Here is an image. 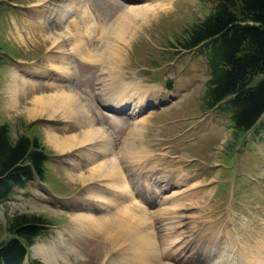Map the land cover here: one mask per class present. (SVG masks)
Segmentation results:
<instances>
[{
  "label": "rangeland",
  "instance_id": "obj_1",
  "mask_svg": "<svg viewBox=\"0 0 264 264\" xmlns=\"http://www.w3.org/2000/svg\"><path fill=\"white\" fill-rule=\"evenodd\" d=\"M209 9L206 0H0V124L50 153L40 181L0 202V241L16 213L48 221L23 264H264V133L237 137L226 112L203 107L206 58L178 44ZM122 20L125 43L114 39ZM62 96L76 103L38 105ZM101 131L113 152L97 155ZM107 157L123 159L128 177L144 163L173 184L151 172L162 201L134 186L132 203L108 178ZM137 223L147 260L131 236Z\"/></svg>",
  "mask_w": 264,
  "mask_h": 264
},
{
  "label": "trees",
  "instance_id": "obj_2",
  "mask_svg": "<svg viewBox=\"0 0 264 264\" xmlns=\"http://www.w3.org/2000/svg\"><path fill=\"white\" fill-rule=\"evenodd\" d=\"M206 1L209 11L178 40L180 49H196L206 58L203 107L226 112L237 137L254 129L264 133V0ZM48 157L36 137L11 139L0 124V202L14 189L41 180ZM47 225L35 214L10 216L9 237L0 241V264H23L28 247Z\"/></svg>",
  "mask_w": 264,
  "mask_h": 264
},
{
  "label": "bare ground",
  "instance_id": "obj_3",
  "mask_svg": "<svg viewBox=\"0 0 264 264\" xmlns=\"http://www.w3.org/2000/svg\"><path fill=\"white\" fill-rule=\"evenodd\" d=\"M131 6H135V5H131ZM136 10H138V9H135L134 11H136ZM38 14H40L39 12H38ZM122 17V16H121ZM123 19V18H122ZM125 19V18H124ZM119 20V19H118ZM115 23V22H114ZM112 24V23H111ZM115 24H117V23H115ZM113 26V25H112ZM118 26V25H117ZM127 24L125 23V21H123L122 20V23L119 25V27L115 30V34H114V39L118 42V41H123V43H125L124 41L126 40L125 38H124V35H125V33H126V30H127ZM109 55V54H108ZM103 56V55H102ZM89 57V56H88ZM101 58V57H100ZM111 58V57H110ZM92 59L94 60L95 58H94V56H92ZM91 59V60H92ZM96 60V59H95ZM94 62V61H93ZM123 63V62H122ZM121 63V64H122ZM61 76H64V75H66L65 73H59ZM111 74V73H110ZM64 96H62V97H59V99H57V100H55V101H51V100H49V101H47V102H45V103H47L46 105L45 104H43V102H39L38 103V105H42V106H49L50 108H56V106L60 109V110H66V108H72L73 107V104L74 103H76V101H75V97H71V98H63ZM76 106V105H75ZM112 107L113 108H120L121 106H120V103H113L112 104ZM77 108H78V106H77ZM83 110V109H82ZM66 112H68V111H66ZM143 124V123H142ZM141 124V125H142ZM88 135V134H87ZM96 135V134H95ZM99 139L96 141V143H95V145H97V149H98V151H96V154L97 155H104L106 152H113V149H112V140L111 139H108V138H102V131L101 132H99ZM105 137H108V136H106V135H104ZM90 137V136H89ZM75 138V137H74ZM51 139V138H50ZM52 140V139H51ZM80 140H83V139H80ZM80 140H78V143H80V144H78L77 146H81V141ZM103 141H105L104 142V144H103ZM77 146H73V147H70V148H68L69 150H71V149H73V148H75V147H77ZM141 153V152H140ZM140 153H139V155H137V153H132L131 155H130V159H134V158H137V157H141L142 155H140ZM112 155H113V153H111ZM121 154V153H120ZM128 154V153H127ZM90 158L89 159H91V158H94V156L90 153ZM111 156V155H110ZM128 156H129V154H128ZM128 156H125L126 157V159L128 158ZM114 157H116V156H114ZM108 158V162L107 161H105V162H107V165H106V173L108 174V178H110L111 180H112V178H113V183H115V184H118V183H120V182H123L124 183V185H125V187H126V191L128 192L127 193V197L128 198H131V200H132V203H136L135 201H133V188L132 187H134V186H136L137 188H139V187H142L144 190H146V192L147 191H149V190H151V193H153L154 194V196H156L157 197V201L159 200V199H161L162 198V195L161 194H159V192H158V187H155L158 183H157V181H158V178H155L154 176H156L157 174H158V176L159 175H161V174H163V175H169V178H167L166 180H164L163 181V187H165L167 184H168V187L171 185V184H173V180H171V173H168V174H165L163 171L162 172H158L156 169H154V171L152 170V171H150L149 169H152V167L151 168H149V169H145L144 167H145V164L143 163V161H144V158L141 160V161H139V163L140 164H142L141 165V167L139 166L138 167V165H137V167H138V169H137V171H141V173L142 174H140V172H132V173H129V175H130V177H128V175L127 174H125L124 173V171H123V173L120 171V167H122L120 164H121V160H123V159H120V158H115L116 159V161H117V163H114L112 160H110L109 159V157H107ZM124 158V157H123ZM96 159V158H95ZM125 159V158H124ZM88 160V159H87ZM99 160V159H98ZM98 160H96V161H98ZM104 160H102L101 159V161H99V162H103ZM134 163V162H133ZM102 165V163H98L97 165ZM135 165V164H134ZM128 167V166H127ZM130 169V168H129ZM149 171H150V173H149ZM151 172H153V175L154 176H152V174H151ZM118 187L120 188V184L118 185ZM139 190V189H138ZM121 191H123V189H121ZM128 198H126L127 200H129ZM124 199V198H123ZM123 199H121V200H123ZM159 201H162V199L161 200H159ZM90 204H93V203H90ZM135 205V207H142V206H140V205H137V204H134ZM137 205V206H136ZM142 208H144V207H142ZM88 209H91V210H97V211H99V210H102L103 208H100L99 206H97V207H92V206H89L88 207ZM97 211H94V212H97ZM101 212V211H100ZM103 212V211H102ZM130 214V213H129ZM90 215H92V216H95V217H98V216H102V215H93V214H90ZM128 217V216H127ZM123 218V217H122ZM132 218H135V222L138 220V219H141L142 217H136L134 214H132ZM96 220V219H95ZM134 220V219H133ZM94 221V220H93ZM100 221V220H99ZM95 223V222H94ZM116 223V222H115ZM99 224V223H98ZM135 226H136V228H135ZM124 229V228H123ZM141 228L139 227V223H137L136 225H134L133 226V232L135 233V235H134V233L132 232V234H131V236H132V238H134V239H136V240H141V241H143V242H145L144 243V246H143V251H144V253H143V255H144V258H146L147 257V254L146 253H148V251H149V253H151L152 251L150 250L151 248H152V246H151V241L146 237V235L145 234H143V233H141V232H143L142 230H140ZM123 231V230H122ZM123 235H125V234H123ZM187 245V244H186ZM30 248V247H29ZM38 248V249H37ZM36 249H37V252H38V254L40 255V257L43 259V257H45L46 259L48 258V252L46 251V248L45 247H42V246H38V247H36ZM41 250L42 251V254H40L39 253V251L38 250ZM40 251V252H41ZM148 253V254H149ZM174 256V255H173ZM150 257H151V255H150ZM45 258H44V260H45ZM173 259H174V262L176 261H178V260H180V259H178V256L175 254V256L173 257ZM51 260V259H50ZM145 260H147V258L145 259ZM48 261V260H47ZM144 262V261H143Z\"/></svg>",
  "mask_w": 264,
  "mask_h": 264
},
{
  "label": "water",
  "instance_id": "obj_4",
  "mask_svg": "<svg viewBox=\"0 0 264 264\" xmlns=\"http://www.w3.org/2000/svg\"><path fill=\"white\" fill-rule=\"evenodd\" d=\"M166 88H170V83L168 82V83H166Z\"/></svg>",
  "mask_w": 264,
  "mask_h": 264
}]
</instances>
